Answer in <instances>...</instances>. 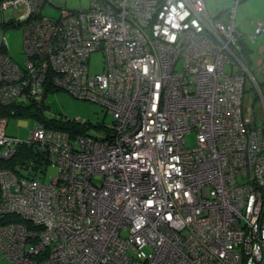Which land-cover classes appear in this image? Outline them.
<instances>
[{"label": "built area", "instance_id": "2783aa9c", "mask_svg": "<svg viewBox=\"0 0 264 264\" xmlns=\"http://www.w3.org/2000/svg\"><path fill=\"white\" fill-rule=\"evenodd\" d=\"M238 2L216 19L205 0H90L56 16L42 12L52 0H0V10L11 8L0 18V107L39 105L51 85L104 105L112 118L105 135L36 120L21 139L0 116L1 159L25 140L56 167L49 178L32 160L31 176L0 168V216L18 217L0 223L4 258L262 264L264 109L259 123L247 99L248 76L257 81L234 23ZM9 23L23 29L21 63L5 51ZM263 31L256 19L246 37ZM92 51L105 63L90 73Z\"/></svg>", "mask_w": 264, "mask_h": 264}, {"label": "rangeland", "instance_id": "374dc122", "mask_svg": "<svg viewBox=\"0 0 264 264\" xmlns=\"http://www.w3.org/2000/svg\"><path fill=\"white\" fill-rule=\"evenodd\" d=\"M243 3V2H242ZM241 1L237 4L235 10V25L240 27L239 30L245 34V38L250 41L246 34L250 31L251 25L249 23L250 15L246 10ZM90 0H52V3L45 4L43 7V13L50 15H58L61 7H66L69 9H85L89 6ZM210 6V11L212 16L216 19H224L230 16V12L234 6V0H208ZM11 13V8H5L0 10L1 14ZM3 41L6 46L8 54L16 61L22 62L25 58V53L22 49L23 43V29L20 24L18 25H6L3 31ZM245 61V59H244ZM105 63V58L100 51H92L88 58L89 72H97L103 69ZM246 65L247 62L245 61ZM248 67V65H247ZM229 67L227 66V69ZM253 72V71H252ZM255 77V73H253ZM257 76V72H256ZM252 76H248L249 83L255 87L256 83ZM257 80V78H255ZM258 81V80H257ZM259 83V82H258ZM49 89L46 91L43 100L42 106V115L45 117L56 118V119H65L71 118L79 121H90L89 130L91 133L99 134L102 132L96 124L99 122H109L111 120V115L106 111L104 105L87 100L81 99L73 96L70 92L62 88H54V86H48ZM262 90L264 92V87ZM259 88V87H258ZM257 90V89H256ZM260 88L257 90L259 92ZM248 95L251 96V99H254V112L258 122H261V117L263 116L262 112V100L263 94L260 91L259 94L254 93L255 90L248 88ZM261 94V96H260ZM36 120L29 116L23 118L11 117L7 120L5 125V130L7 133L18 136L21 139H27L29 136V130L33 125V122ZM4 121L1 123V129H4ZM188 145H193L195 143V133L191 132L186 136ZM56 172V167L54 165H49L46 170V178H49L54 175ZM3 264L4 263L3 261ZM264 264V258L263 262Z\"/></svg>", "mask_w": 264, "mask_h": 264}, {"label": "trees", "instance_id": "16d2710c", "mask_svg": "<svg viewBox=\"0 0 264 264\" xmlns=\"http://www.w3.org/2000/svg\"><path fill=\"white\" fill-rule=\"evenodd\" d=\"M42 12H43V9H42ZM47 15H50V14H47ZM5 22H6V20H5ZM10 25H17V24L11 23ZM247 46L248 45L242 46V53H243V51H245L247 49ZM5 51L7 52L6 46H5ZM7 54H8V52H7ZM253 72L256 73L254 70H253ZM261 86L264 87V80H261L258 83V87L260 88V91L262 92V94L264 96V92H263ZM55 88H57V87H54L51 89H55ZM48 89H49V87H45V93ZM254 93H255V91H254ZM254 103H255V101H253V104ZM42 106H40L38 104L34 105L33 103H30V102L19 103V105L12 104V105H9V107H0V116H6L7 115L10 117H15V118H23V117L31 116L35 120L45 122V124L47 126H49L50 128L65 130L66 132H68V134H71V135H74L77 133L89 134V135H105V134H108L109 130H108V128H106V124L108 122H106V123L105 122H99L98 124H96V126L100 130H102V132H99V134L91 133V131L89 130L90 121H87V120L79 121V120L71 119V118L56 119V118L45 117L42 115ZM35 146L36 145H33V144H31L25 140H22V143H20L16 153L12 157H10L9 159H1L0 158V168L8 167V168L12 169V171L15 173L16 176H27V175L31 176L33 171L29 168V164L31 163L30 160H32V161H34V163H32L31 166L33 168H36V167L39 168L38 173H40L41 171L43 172L44 170L46 171L47 167L49 165H52L49 163L48 154L46 151H44V149L37 148ZM39 177H42V175L39 174ZM12 219H18V217L14 216V215L5 214V215L0 216V223H4V222H7V221L12 220ZM3 261L6 264H16L15 262L9 261L6 258H4L1 254V251H0V262L3 264Z\"/></svg>", "mask_w": 264, "mask_h": 264}, {"label": "crops", "instance_id": "0c3cea01", "mask_svg": "<svg viewBox=\"0 0 264 264\" xmlns=\"http://www.w3.org/2000/svg\"><path fill=\"white\" fill-rule=\"evenodd\" d=\"M205 1L207 8L210 11L208 0ZM240 1L241 3L243 2L242 4L249 12V23L251 25V31L253 28V21H255L256 19L264 21V0H239V2ZM237 28L239 29L240 27L238 26ZM243 45H248L247 49L243 51L244 59L247 62L248 67L252 71L254 70L255 72H257V76L255 73V78H257L258 81H256L260 82L261 80H264V31L257 34L253 42H247V40L242 37V46ZM247 99L249 100L250 104L254 105V99H251V96L247 95ZM261 100H264V96Z\"/></svg>", "mask_w": 264, "mask_h": 264}, {"label": "bare ground", "instance_id": "6f19581e", "mask_svg": "<svg viewBox=\"0 0 264 264\" xmlns=\"http://www.w3.org/2000/svg\"><path fill=\"white\" fill-rule=\"evenodd\" d=\"M253 42V41H252ZM250 86L251 87H253L251 84H250ZM259 89L258 88V83H257V85H255V87H254V89L253 90H255V93H257V90ZM260 93V90H259V92L257 93V94H259ZM260 96H261V94H260ZM262 99V98H261ZM261 108H262V112H263V109H264V100H262V105H261ZM202 117V119H203V121H205V120H207L208 121V123H209V119L206 117V119L203 117V116H201Z\"/></svg>", "mask_w": 264, "mask_h": 264}, {"label": "water", "instance_id": "95a60500", "mask_svg": "<svg viewBox=\"0 0 264 264\" xmlns=\"http://www.w3.org/2000/svg\"><path fill=\"white\" fill-rule=\"evenodd\" d=\"M43 100H44V95L42 96L40 102H39V105L42 106L43 105Z\"/></svg>", "mask_w": 264, "mask_h": 264}]
</instances>
